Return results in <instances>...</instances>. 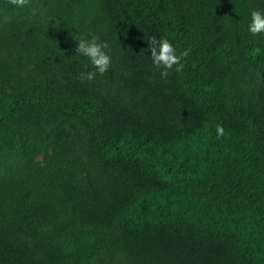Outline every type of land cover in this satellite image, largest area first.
<instances>
[{
  "label": "trees",
  "instance_id": "1",
  "mask_svg": "<svg viewBox=\"0 0 264 264\" xmlns=\"http://www.w3.org/2000/svg\"><path fill=\"white\" fill-rule=\"evenodd\" d=\"M253 10L264 0H0V264H264ZM90 34L112 64L81 82L95 69L74 37ZM153 37L190 50L183 71L161 76Z\"/></svg>",
  "mask_w": 264,
  "mask_h": 264
},
{
  "label": "clouds",
  "instance_id": "2",
  "mask_svg": "<svg viewBox=\"0 0 264 264\" xmlns=\"http://www.w3.org/2000/svg\"><path fill=\"white\" fill-rule=\"evenodd\" d=\"M8 2L17 7H27L31 0H8ZM249 31L253 35L264 33V13L258 10L251 12ZM74 39L77 41L75 53L88 58L91 66L95 69V71H89L88 64H85V70L79 74L81 82L94 80L97 73L104 75L112 64L109 44L106 41H101L97 34H90V38L74 37ZM149 47L154 66L158 70L162 69L160 73L162 77L167 78L173 69L176 72L183 71L185 64L182 60L190 54V50H185L178 55L176 47L168 39L158 40L155 37L149 41ZM216 131L218 137L225 135V129L222 125H217Z\"/></svg>",
  "mask_w": 264,
  "mask_h": 264
},
{
  "label": "rangeland",
  "instance_id": "3",
  "mask_svg": "<svg viewBox=\"0 0 264 264\" xmlns=\"http://www.w3.org/2000/svg\"><path fill=\"white\" fill-rule=\"evenodd\" d=\"M40 160H42V158Z\"/></svg>",
  "mask_w": 264,
  "mask_h": 264
}]
</instances>
